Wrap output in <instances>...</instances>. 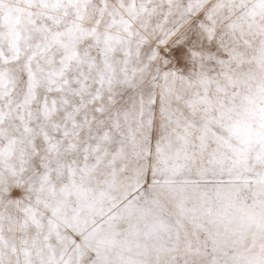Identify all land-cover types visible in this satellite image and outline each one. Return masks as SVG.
Wrapping results in <instances>:
<instances>
[{
  "label": "snow or ice",
  "instance_id": "6c2138e0",
  "mask_svg": "<svg viewBox=\"0 0 264 264\" xmlns=\"http://www.w3.org/2000/svg\"><path fill=\"white\" fill-rule=\"evenodd\" d=\"M0 264H264V0H0Z\"/></svg>",
  "mask_w": 264,
  "mask_h": 264
}]
</instances>
